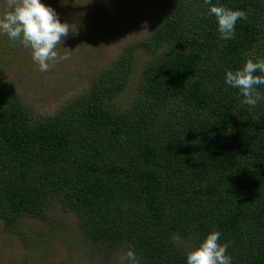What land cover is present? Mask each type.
Listing matches in <instances>:
<instances>
[{"label": "trees", "instance_id": "16d2710c", "mask_svg": "<svg viewBox=\"0 0 264 264\" xmlns=\"http://www.w3.org/2000/svg\"><path fill=\"white\" fill-rule=\"evenodd\" d=\"M156 1L149 35L55 113L34 116L0 82V220L23 236L24 217L58 204L108 259L131 245L139 264H185L216 229L233 264H264V101L224 83L264 57V0H211L246 12L228 41L203 0ZM137 49L152 56L123 109Z\"/></svg>", "mask_w": 264, "mask_h": 264}, {"label": "rangeland", "instance_id": "374dc122", "mask_svg": "<svg viewBox=\"0 0 264 264\" xmlns=\"http://www.w3.org/2000/svg\"><path fill=\"white\" fill-rule=\"evenodd\" d=\"M68 23L69 35L57 51L68 59L39 71L31 50L0 36V82L7 84L36 117L55 113L66 101L83 92L94 75L128 47L146 38L161 15L156 0H43ZM0 0V11L3 10ZM136 62L129 84L114 98L127 109L136 93L151 53L134 50ZM20 234L7 232L0 220V264H124L126 250L117 248L108 259L102 245H93L81 233L74 213L58 204L45 219L24 217ZM188 249V247H187Z\"/></svg>", "mask_w": 264, "mask_h": 264}, {"label": "clouds", "instance_id": "9594fccd", "mask_svg": "<svg viewBox=\"0 0 264 264\" xmlns=\"http://www.w3.org/2000/svg\"><path fill=\"white\" fill-rule=\"evenodd\" d=\"M67 3V0H64ZM208 13L216 20L220 39L231 40L236 35L238 20L247 18L241 9H232L222 4H213L203 0ZM0 11V36H6L13 45L31 50V58L38 65L39 71L47 72L50 64L67 60V53L61 55L57 46L70 32L68 23L62 22L58 13L43 0H3ZM259 73V74H257ZM224 83L239 91L242 103L256 107L264 101V95L258 86H264V57L255 60L248 58L235 70H227ZM221 232L213 229L207 232L199 244L185 252V264H233L228 253L229 244L220 242ZM179 239V237H174ZM124 264H139L131 245L122 258Z\"/></svg>", "mask_w": 264, "mask_h": 264}]
</instances>
